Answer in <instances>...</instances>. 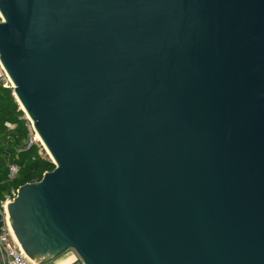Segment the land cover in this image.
I'll list each match as a JSON object with an SVG mask.
<instances>
[{
  "label": "water",
  "instance_id": "water-1",
  "mask_svg": "<svg viewBox=\"0 0 264 264\" xmlns=\"http://www.w3.org/2000/svg\"><path fill=\"white\" fill-rule=\"evenodd\" d=\"M0 16L1 66L54 165L5 206L29 260L264 264V0Z\"/></svg>",
  "mask_w": 264,
  "mask_h": 264
},
{
  "label": "trees",
  "instance_id": "trees-1",
  "mask_svg": "<svg viewBox=\"0 0 264 264\" xmlns=\"http://www.w3.org/2000/svg\"><path fill=\"white\" fill-rule=\"evenodd\" d=\"M31 136L30 124L12 89L0 85V217L1 205L12 190L38 182L44 173L54 169L41 146L30 143ZM11 167L16 169L12 176Z\"/></svg>",
  "mask_w": 264,
  "mask_h": 264
},
{
  "label": "built area",
  "instance_id": "built-area-1",
  "mask_svg": "<svg viewBox=\"0 0 264 264\" xmlns=\"http://www.w3.org/2000/svg\"><path fill=\"white\" fill-rule=\"evenodd\" d=\"M2 21L0 16V22ZM0 85L4 88H11V82L5 73L3 67L0 63ZM9 127V126H7ZM32 141L30 143H33ZM16 172V169L11 167L10 174L11 176ZM17 190H12L7 196L5 202L1 205L2 213L1 215L5 217V206L7 203L11 202L16 197ZM0 264H34L31 260H29L16 240L12 236L11 231L9 230L7 224H4L3 228L0 230ZM52 264V263H49ZM73 264H83L78 258Z\"/></svg>",
  "mask_w": 264,
  "mask_h": 264
},
{
  "label": "rangeland",
  "instance_id": "rangeland-1",
  "mask_svg": "<svg viewBox=\"0 0 264 264\" xmlns=\"http://www.w3.org/2000/svg\"><path fill=\"white\" fill-rule=\"evenodd\" d=\"M30 128H31V124H30ZM31 131H32V128H31ZM35 136H36V134L32 131L31 140H32V141H35L36 143H38V144L41 146V148L43 149V151L45 152V154H46V151H45L44 148L42 147V144H41L39 141L35 140ZM46 155H47V154H46ZM47 157H48V159L50 160V157H49L48 155H47ZM50 161H51V160H50ZM66 255H67V253L64 254V256H66ZM68 257H73V258H72L73 262H75V261L77 260L76 255H75L74 253H72V252H68Z\"/></svg>",
  "mask_w": 264,
  "mask_h": 264
},
{
  "label": "crops",
  "instance_id": "crops-1",
  "mask_svg": "<svg viewBox=\"0 0 264 264\" xmlns=\"http://www.w3.org/2000/svg\"><path fill=\"white\" fill-rule=\"evenodd\" d=\"M73 257H68V253L66 256H61L57 258L55 261L52 262V264H73Z\"/></svg>",
  "mask_w": 264,
  "mask_h": 264
},
{
  "label": "bare ground",
  "instance_id": "bare-ground-1",
  "mask_svg": "<svg viewBox=\"0 0 264 264\" xmlns=\"http://www.w3.org/2000/svg\"><path fill=\"white\" fill-rule=\"evenodd\" d=\"M35 140L40 141L37 135L35 136ZM5 221H6V224H7L8 228H9V230L11 231L10 226L8 224V216L6 214V211H5ZM11 233H12V231H11ZM12 236H13V234H12Z\"/></svg>",
  "mask_w": 264,
  "mask_h": 264
}]
</instances>
